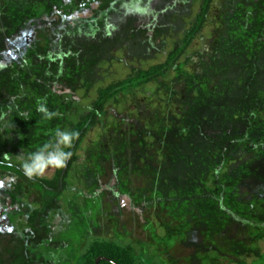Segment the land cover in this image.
I'll use <instances>...</instances> for the list:
<instances>
[{
  "label": "rangeland",
  "instance_id": "1",
  "mask_svg": "<svg viewBox=\"0 0 264 264\" xmlns=\"http://www.w3.org/2000/svg\"><path fill=\"white\" fill-rule=\"evenodd\" d=\"M244 1L215 0L206 27L182 59L180 70L121 94L100 115L78 151L71 185L61 197L63 215L55 222V234L68 244L45 249L56 264H77L78 256L95 239L130 245L138 264H264V236L255 235L252 228L220 221L218 212L204 215L196 200L175 213L172 199L160 198L151 184L152 166L170 151L169 130L176 129L180 120L194 119L186 114L193 95L191 79L205 76L197 75L202 58L214 57L216 42L225 36L231 16L240 20L242 7L250 5ZM161 4L152 26L139 27L145 21L135 22L122 39L93 45L91 51L80 52L77 63L69 59V66L61 67L57 62L60 51L51 44L15 46L3 29L5 19L11 15L13 23L25 13L14 10V18L10 7L1 10L0 72L8 60L18 71L0 80V154L21 164V154L51 142L57 129L69 130L99 86L124 77L132 68L163 61L197 12L199 0ZM89 15L85 6L66 14L70 25H85ZM32 50L48 54L53 61L36 60ZM26 59H30L27 65L23 64ZM42 105L58 112V117L45 119L38 111ZM54 171L49 168L43 176L50 177ZM17 192L32 204L41 202L40 193L26 185L19 183ZM171 192L176 194V190ZM9 210L1 211V226L9 219Z\"/></svg>",
  "mask_w": 264,
  "mask_h": 264
},
{
  "label": "trees",
  "instance_id": "2",
  "mask_svg": "<svg viewBox=\"0 0 264 264\" xmlns=\"http://www.w3.org/2000/svg\"><path fill=\"white\" fill-rule=\"evenodd\" d=\"M214 1L199 0L197 12L163 61L132 68L124 77L97 88L90 105L69 129L79 137L66 149L73 153L66 167L55 169L50 177L29 179L19 162L0 154V213L10 208L9 219L0 225V264H56L45 249L57 250L68 244L56 238L55 222L63 215L61 197L71 185L70 175L87 134L121 94L180 70L182 59L206 27ZM162 2L165 0H0V11L10 7L12 17L14 10L25 13L14 17L13 23L11 15L5 19L3 29L15 46L24 49L51 44L60 51L57 62L61 67L68 65L69 59L71 64L77 63L78 55L91 51L93 45L122 39L126 28L135 22L145 21L146 25L141 22L139 27L152 26ZM244 2L250 5L244 4L240 20L231 16L225 36L216 42L214 57L202 58V71L197 75L205 76L199 81L195 76L191 79L193 95L186 114L194 119L180 120L176 129L169 130L170 151L160 164L152 166L151 184L160 198L172 199L175 213L201 202L204 215L218 212L220 221L252 228L255 235L264 236V0ZM83 6L90 12L87 23L70 25L66 14ZM32 51L36 60L53 61L48 54ZM29 62L26 59L23 64ZM17 71L8 60L0 80L12 78ZM19 183L39 192L40 204H32L18 193ZM137 262L130 245L107 239L90 241L77 259V264Z\"/></svg>",
  "mask_w": 264,
  "mask_h": 264
},
{
  "label": "clouds",
  "instance_id": "3",
  "mask_svg": "<svg viewBox=\"0 0 264 264\" xmlns=\"http://www.w3.org/2000/svg\"><path fill=\"white\" fill-rule=\"evenodd\" d=\"M38 111L48 120L59 115L58 112L51 111L44 105L40 106ZM78 137V132L57 129L51 142L43 145L35 152L27 155L21 154V167L25 176L32 179L43 176L49 168L61 169L66 167L73 155L71 151L66 149H71Z\"/></svg>",
  "mask_w": 264,
  "mask_h": 264
},
{
  "label": "water",
  "instance_id": "4",
  "mask_svg": "<svg viewBox=\"0 0 264 264\" xmlns=\"http://www.w3.org/2000/svg\"><path fill=\"white\" fill-rule=\"evenodd\" d=\"M97 262H98V259L96 260V263H97ZM96 263H95V264H96Z\"/></svg>",
  "mask_w": 264,
  "mask_h": 264
},
{
  "label": "snow or ice",
  "instance_id": "5",
  "mask_svg": "<svg viewBox=\"0 0 264 264\" xmlns=\"http://www.w3.org/2000/svg\"><path fill=\"white\" fill-rule=\"evenodd\" d=\"M9 231H11V229H9Z\"/></svg>",
  "mask_w": 264,
  "mask_h": 264
}]
</instances>
